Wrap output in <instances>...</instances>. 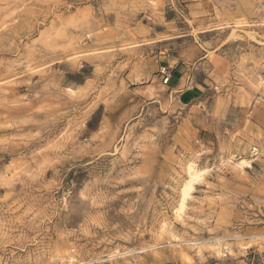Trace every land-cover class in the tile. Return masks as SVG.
Here are the masks:
<instances>
[{"label":"rangeland","instance_id":"obj_1","mask_svg":"<svg viewBox=\"0 0 264 264\" xmlns=\"http://www.w3.org/2000/svg\"><path fill=\"white\" fill-rule=\"evenodd\" d=\"M0 264H264V0H0Z\"/></svg>","mask_w":264,"mask_h":264},{"label":"bare ground","instance_id":"obj_2","mask_svg":"<svg viewBox=\"0 0 264 264\" xmlns=\"http://www.w3.org/2000/svg\"><path fill=\"white\" fill-rule=\"evenodd\" d=\"M247 159H241L236 162L237 166L244 167L248 164ZM250 163V162H249ZM186 178L184 183L182 184L181 191H180V201L177 207V211L180 212L185 207V203L187 198L189 197L191 190L194 188V183L203 176V173L195 168V164L189 163L185 168ZM70 260V259H69Z\"/></svg>","mask_w":264,"mask_h":264}]
</instances>
